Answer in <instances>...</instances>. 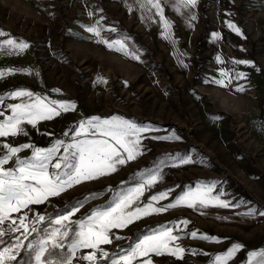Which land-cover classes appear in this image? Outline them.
Masks as SVG:
<instances>
[{
    "label": "rangeland",
    "instance_id": "1",
    "mask_svg": "<svg viewBox=\"0 0 264 264\" xmlns=\"http://www.w3.org/2000/svg\"><path fill=\"white\" fill-rule=\"evenodd\" d=\"M160 6L167 26L146 0H0V31L5 33L0 44L13 39L30 45L23 51L1 50L0 122L11 116L9 105L30 102L9 95L21 89L75 105L35 127L21 124L16 136L0 137V157L7 154L5 144L30 145L11 157L5 169H14L17 159L31 160L35 148L74 143L72 129L92 117H120L142 129L135 159L13 213L17 223L11 227L20 231H9L7 220L0 225L6 233L0 248L14 244V238L33 245L18 249L16 259L7 264L23 249L31 253L30 264L68 257L77 221L114 204L152 174L157 181L144 184L128 211L166 207L197 191L207 192L209 204H181L142 215L111 229V243L100 245L95 261L82 259L93 249H80L72 264H112L143 237L165 229L182 237L172 245L185 249L182 258L150 253L133 258L131 264H214L237 244L242 247L227 264L264 261V0H197L195 7L160 0ZM93 26L100 28V36L87 30ZM101 138L89 134L77 139ZM62 155L60 148L57 157ZM55 162L49 164V173L57 171ZM161 194L166 196L152 199ZM74 206L79 210L57 225L55 220ZM25 214L27 240L20 225ZM38 215L44 217L42 222L36 220ZM33 226L36 232L30 231ZM58 228L68 231L64 246L53 249L49 244V252L37 261L34 249Z\"/></svg>",
    "mask_w": 264,
    "mask_h": 264
},
{
    "label": "snow or ice",
    "instance_id": "2",
    "mask_svg": "<svg viewBox=\"0 0 264 264\" xmlns=\"http://www.w3.org/2000/svg\"><path fill=\"white\" fill-rule=\"evenodd\" d=\"M157 10V14L161 16L163 9L160 6V0H146ZM184 7H195L197 0H180ZM179 10V8H177ZM192 19H195L193 16ZM99 23V22H98ZM165 25L168 21L164 20ZM230 27H234L229 25ZM89 32L100 36V28L93 26L87 29ZM115 31V29H111ZM239 33V29H236ZM5 35L0 31V36ZM105 43L109 48L113 45L108 41H98ZM121 50L124 48L122 42L117 41ZM30 45L26 42L17 43L13 39L6 40L0 44V49L10 48L13 51H23ZM247 63V62H238ZM0 72V78L3 77ZM103 80V78H98ZM106 82V81H104ZM59 92L60 90H55ZM12 98L27 97L30 102L9 105L11 116L4 122H0V137L8 135L16 136L22 132L20 127L23 123H29L35 127L40 120L52 119L54 116L60 115L61 111L74 110L75 105L71 102H56L47 101L43 97L35 96L34 93L27 90H17L9 94ZM4 113L0 112V116ZM72 131L74 135L72 139L74 143L64 146L63 141H57L49 149L35 148L31 160H16V167L14 169H5L4 165L8 163L9 159L15 156L23 148H28L30 145H22L14 147L8 144L4 145L7 149V154L0 157V225L5 221H10L9 231H20L19 228H12L11 225L17 223L16 219L12 218L13 213H20L23 209L29 208L31 204H40L46 201L51 196H58L67 189L83 183L85 181L94 180L100 176L108 175L116 171L117 165H123L126 161L136 158L139 154V133L142 129L137 128L133 123L124 120L120 117H112L110 119H102L100 117H92L86 121L80 122ZM25 135L27 133H24ZM99 135L101 139H77L81 135ZM67 135V134H66ZM133 137H136L133 139ZM114 142V143H112ZM118 146V147H117ZM63 148L64 155L57 157V153ZM126 154V155H125ZM56 159L52 167L57 171L49 173V164ZM157 181L156 174L149 175L144 181L148 186ZM144 184L138 186L126 195L119 197L114 204L109 205L104 209H96L90 213L84 220L77 221L78 231H74V238L71 239L68 252V257H60L58 260L45 259L43 264H72V258L75 257V252L80 249H93L88 255L82 257L83 260L93 262L96 259V251H100V245L111 243L109 233L113 228H122L133 222L134 219L140 218L142 215L150 214L155 211L157 213L167 211L168 208H175L178 205H185L193 208L199 203L201 206H207L209 199L207 192L197 191L195 193H188L179 197L176 203L169 204L166 207L153 209L151 205L141 208L136 207L134 211H128L136 203L138 195L142 194ZM166 194L152 197L153 200H159ZM221 206L227 207V203H222ZM79 208L74 206L55 220L57 225H64L65 221L70 220V216L74 215ZM252 213H247L251 215ZM27 219L26 214L20 218V225L24 228L23 238L28 239V226L24 223ZM36 220L42 222L43 216H37ZM182 224L187 225L189 221L183 220ZM31 232H36L35 226L30 229ZM4 230H0V237L5 235ZM192 238L197 237V232H191ZM68 238V231L61 233L60 229H55L51 233H47L45 237L39 242L38 248L34 249L36 252V260L41 261L46 252H49L48 245L53 249L62 248L64 245L62 240ZM119 238V237H117ZM179 235H173V230L165 229L155 235H148L143 237L135 247L128 253L113 260L112 264H131L133 258L137 256H147L150 253L156 255H172L182 258L185 249L176 245H172L175 241L181 239ZM208 239V237H202ZM15 243L9 244L6 247L0 248V264H7L17 257V250L22 247L32 248L33 245L29 243L24 245L19 238H14ZM242 247V245H233L227 253L223 256H217L214 264H227L234 254ZM51 254V253H49ZM104 255H107L104 253ZM256 256L257 253H251ZM260 255L264 257V252ZM144 264H151L150 260ZM264 264V261H261Z\"/></svg>",
    "mask_w": 264,
    "mask_h": 264
},
{
    "label": "trees",
    "instance_id": "3",
    "mask_svg": "<svg viewBox=\"0 0 264 264\" xmlns=\"http://www.w3.org/2000/svg\"><path fill=\"white\" fill-rule=\"evenodd\" d=\"M79 199V198H78ZM142 232V231H141ZM141 232H136L135 236H137L138 234H140ZM110 257V256H109ZM109 257H107L105 260H103L102 262H106ZM30 260H31V253L27 252V250L25 251L24 249L22 250L20 256L18 257V259L13 263V264H30ZM101 263V261L98 262V264Z\"/></svg>",
    "mask_w": 264,
    "mask_h": 264
},
{
    "label": "built area",
    "instance_id": "4",
    "mask_svg": "<svg viewBox=\"0 0 264 264\" xmlns=\"http://www.w3.org/2000/svg\"><path fill=\"white\" fill-rule=\"evenodd\" d=\"M1 50H2V49H0V53L2 52ZM3 52H6V50H3Z\"/></svg>",
    "mask_w": 264,
    "mask_h": 264
}]
</instances>
